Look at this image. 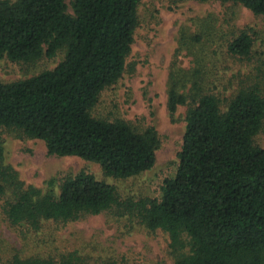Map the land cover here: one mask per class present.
<instances>
[{"label": "trees", "instance_id": "1", "mask_svg": "<svg viewBox=\"0 0 264 264\" xmlns=\"http://www.w3.org/2000/svg\"><path fill=\"white\" fill-rule=\"evenodd\" d=\"M218 1L240 4L264 19V0ZM139 3L0 0V57L35 63L64 53L50 70L0 81V129L41 140L49 155L100 165L106 176L123 179L152 169L159 144L153 127L92 113L101 92L125 70ZM226 46L229 55L247 58L253 38L242 30ZM193 71L182 72L191 84L188 95L179 92L180 80H171L167 92L170 113L188 101L189 107L176 170L162 180L159 197L122 200L115 186L80 171L57 190L54 181L45 193L19 189L4 203L9 223L38 230L42 221L68 222L116 208L150 231L167 233L174 264H264V146L254 143L264 123V98L256 85L228 96L215 93L202 86V69ZM6 171L0 162V196L10 177ZM11 263L85 261L69 252L57 261L15 256Z\"/></svg>", "mask_w": 264, "mask_h": 264}, {"label": "rangeland", "instance_id": "2", "mask_svg": "<svg viewBox=\"0 0 264 264\" xmlns=\"http://www.w3.org/2000/svg\"><path fill=\"white\" fill-rule=\"evenodd\" d=\"M137 19L125 70L101 92L92 113L109 121L122 119L139 129L153 127L159 140L156 163L149 171L118 179L106 176L100 165L49 155L41 140L0 129V162L10 175L0 196V264H12L15 256L57 261L69 252L85 264H174L167 233L150 231L135 215L120 214L116 208L82 213L68 222L42 221L38 230L12 225L4 213V203L12 201L19 189L32 187L45 193L54 181L57 190L62 180L80 171L115 186L122 200L159 197L162 180L176 170L189 107V101L178 105L174 113L167 107L171 80H180L179 92L188 95L191 84L183 82L182 72L190 76L194 69H202L206 81L202 86L215 93L228 96L240 86L256 85L264 98L261 16L240 4L218 0H140ZM242 30L253 38L247 58L226 51L228 41ZM63 55L58 52L54 58L42 57L35 63L0 57V81H17L50 70ZM254 143L264 146V123Z\"/></svg>", "mask_w": 264, "mask_h": 264}]
</instances>
